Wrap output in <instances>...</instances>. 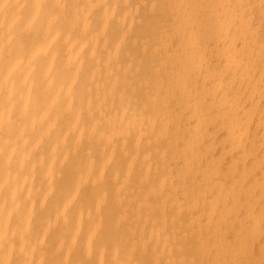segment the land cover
Returning <instances> with one entry per match:
<instances>
[{"label": "bare ground", "instance_id": "6f19581e", "mask_svg": "<svg viewBox=\"0 0 264 264\" xmlns=\"http://www.w3.org/2000/svg\"><path fill=\"white\" fill-rule=\"evenodd\" d=\"M241 240L264 254V0H0V264Z\"/></svg>", "mask_w": 264, "mask_h": 264}, {"label": "clouds", "instance_id": "9594fccd", "mask_svg": "<svg viewBox=\"0 0 264 264\" xmlns=\"http://www.w3.org/2000/svg\"><path fill=\"white\" fill-rule=\"evenodd\" d=\"M125 103H127V97ZM71 110L69 105L66 111ZM71 195L70 191L69 196ZM196 264H264V254L252 252L242 240L234 244L217 243L213 245L208 243L200 247L196 256Z\"/></svg>", "mask_w": 264, "mask_h": 264}]
</instances>
